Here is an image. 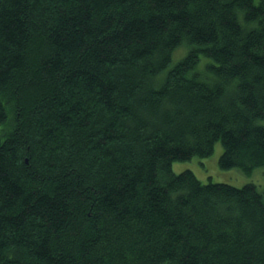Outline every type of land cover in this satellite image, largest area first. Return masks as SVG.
<instances>
[{
  "label": "trees",
  "instance_id": "trees-1",
  "mask_svg": "<svg viewBox=\"0 0 264 264\" xmlns=\"http://www.w3.org/2000/svg\"><path fill=\"white\" fill-rule=\"evenodd\" d=\"M217 141L264 166V0H0V264H264Z\"/></svg>",
  "mask_w": 264,
  "mask_h": 264
},
{
  "label": "rangeland",
  "instance_id": "rangeland-1",
  "mask_svg": "<svg viewBox=\"0 0 264 264\" xmlns=\"http://www.w3.org/2000/svg\"><path fill=\"white\" fill-rule=\"evenodd\" d=\"M179 48L174 51L171 64L177 62L186 51L185 46ZM203 61L204 59H201L200 67H202ZM222 151V143L217 141L210 155L205 157L193 156L187 160L174 161L172 163V169L174 172L190 169L203 182H207L209 180L214 182L222 181L237 186L248 182H253L258 186V188H263L264 166L256 167L252 170V172L249 173H245L237 167L221 168L219 166L218 160Z\"/></svg>",
  "mask_w": 264,
  "mask_h": 264
},
{
  "label": "bare ground",
  "instance_id": "bare-ground-1",
  "mask_svg": "<svg viewBox=\"0 0 264 264\" xmlns=\"http://www.w3.org/2000/svg\"><path fill=\"white\" fill-rule=\"evenodd\" d=\"M180 49V48H179Z\"/></svg>",
  "mask_w": 264,
  "mask_h": 264
}]
</instances>
